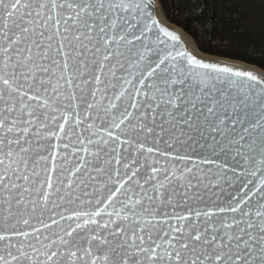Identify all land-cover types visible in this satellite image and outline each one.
I'll return each instance as SVG.
<instances>
[{"label": "snow or ice", "instance_id": "obj_1", "mask_svg": "<svg viewBox=\"0 0 264 264\" xmlns=\"http://www.w3.org/2000/svg\"><path fill=\"white\" fill-rule=\"evenodd\" d=\"M158 3L0 0V264H264V78Z\"/></svg>", "mask_w": 264, "mask_h": 264}, {"label": "trees", "instance_id": "obj_2", "mask_svg": "<svg viewBox=\"0 0 264 264\" xmlns=\"http://www.w3.org/2000/svg\"><path fill=\"white\" fill-rule=\"evenodd\" d=\"M161 4L166 16L192 35L203 51L216 55L227 52V55L221 56L241 59L264 68V0H162ZM224 4L231 7L238 21L225 24L226 39L214 38L198 43L189 31L193 21L188 19L186 22L185 18L201 10L210 13L213 5L217 6L216 11H220V6ZM205 5L208 7L205 8Z\"/></svg>", "mask_w": 264, "mask_h": 264}, {"label": "water", "instance_id": "obj_3", "mask_svg": "<svg viewBox=\"0 0 264 264\" xmlns=\"http://www.w3.org/2000/svg\"><path fill=\"white\" fill-rule=\"evenodd\" d=\"M160 10L163 11V14H164V19L166 22H164V20L162 19V17L160 16ZM156 15H157V18L159 19V21L161 22V24H163L164 26L168 27L170 30L174 31L179 37H180V40L183 42V44L188 48L189 51H191L194 55L197 56V58H201L203 60H206V61H218L222 64H227V65H231L234 67V69H238V70H245V71H250L252 72L253 74H256L258 75L259 77H262L264 78V68L256 65V64H253V63H250V62H247V61H244V60H241V59H236V58H231V57H226V56H221V55H216V54H211V53H204L203 50H201V48H198L199 51H195L193 48H191L186 39L184 38V36L181 34V30L184 32L186 31L183 27H181L180 25H178L177 23H174L172 22L165 14L164 12V9L162 7V4L161 3H158L157 4V7H156ZM171 25L175 26L176 29L170 27ZM193 38V37H192ZM194 39V38H193ZM195 40V39H194ZM195 42V41H194ZM196 43V42H195ZM197 44V43H196ZM198 47V45H196ZM201 53V54H200ZM202 54H206V56L202 55ZM208 55H212V57H208ZM215 56V57H214ZM250 65V66H249Z\"/></svg>", "mask_w": 264, "mask_h": 264}, {"label": "bare ground", "instance_id": "obj_4", "mask_svg": "<svg viewBox=\"0 0 264 264\" xmlns=\"http://www.w3.org/2000/svg\"><path fill=\"white\" fill-rule=\"evenodd\" d=\"M160 16L162 17V19L164 20V22H166L165 21V19H164V14H163V11H161L160 10ZM167 23V22H166ZM168 24V23H167ZM170 27H172V28H174V29H176V27L175 26H173V25H171ZM177 30V29H176ZM181 32V34L184 36V38L186 39V41H187V43H188V45L191 47V48H193L195 51H199L198 50V48H200L199 46L197 47L196 45H198V44H196L197 42L192 38V35H190L187 31H180ZM196 43H195V42ZM202 50V49H201ZM204 53H206L205 51H204ZM201 54V53H200ZM202 55H204V56H206V54H202ZM208 57H212V55H208ZM215 57V56H214ZM250 66V65H249ZM264 72V71H263Z\"/></svg>", "mask_w": 264, "mask_h": 264}]
</instances>
